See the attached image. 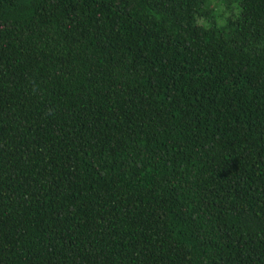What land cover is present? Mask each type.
Masks as SVG:
<instances>
[{
	"label": "trees",
	"instance_id": "1",
	"mask_svg": "<svg viewBox=\"0 0 264 264\" xmlns=\"http://www.w3.org/2000/svg\"><path fill=\"white\" fill-rule=\"evenodd\" d=\"M0 0V264H264V0Z\"/></svg>",
	"mask_w": 264,
	"mask_h": 264
},
{
	"label": "rangeland",
	"instance_id": "2",
	"mask_svg": "<svg viewBox=\"0 0 264 264\" xmlns=\"http://www.w3.org/2000/svg\"><path fill=\"white\" fill-rule=\"evenodd\" d=\"M209 2L210 6L216 10L217 23L219 25L223 24L224 18L230 17L231 13L238 12V6H235L231 0H209Z\"/></svg>",
	"mask_w": 264,
	"mask_h": 264
}]
</instances>
